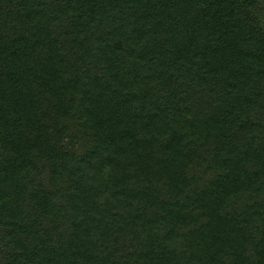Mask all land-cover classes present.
<instances>
[{
    "label": "trees",
    "instance_id": "obj_1",
    "mask_svg": "<svg viewBox=\"0 0 264 264\" xmlns=\"http://www.w3.org/2000/svg\"><path fill=\"white\" fill-rule=\"evenodd\" d=\"M0 264H264V0H0Z\"/></svg>",
    "mask_w": 264,
    "mask_h": 264
}]
</instances>
